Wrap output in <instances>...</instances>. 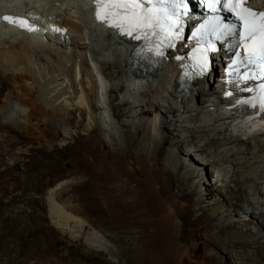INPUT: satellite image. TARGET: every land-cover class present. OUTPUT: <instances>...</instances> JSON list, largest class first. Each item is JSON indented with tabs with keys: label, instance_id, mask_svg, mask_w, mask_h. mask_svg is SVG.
<instances>
[{
	"label": "bare ground",
	"instance_id": "1",
	"mask_svg": "<svg viewBox=\"0 0 264 264\" xmlns=\"http://www.w3.org/2000/svg\"><path fill=\"white\" fill-rule=\"evenodd\" d=\"M13 1L0 0V16L2 9L11 7ZM73 1L76 3V0H23V10L19 11L21 20L27 19L29 25L35 27L31 33H38V22L47 17L45 11H52L56 16L53 22L65 33L59 36L60 30L56 35L59 40L70 39L68 45L46 43L50 34L46 41L39 40L32 45L28 33H22L25 36L22 38L16 29H11L12 24L0 22L12 35L1 32L6 38L0 36V136L2 130L7 129L29 141L21 147L0 143L3 145L0 163L6 160L11 165L5 169L0 166V264H63L67 261L69 257L55 259L45 248L52 233L50 226L54 233L118 264L122 260L114 253L125 251L127 248L123 245L132 244V240H121V235L134 233L128 225L157 212L153 194L143 190L141 182L131 190V178L114 163H101L98 171L96 167L83 169L87 178L80 181L45 179L47 168L52 164L48 157L54 155L60 143L73 139L77 131L86 136L93 132L97 135L92 143L82 145L75 152L78 164L81 158L98 154L96 144L101 147V136L116 153V144L112 142L127 137L120 129L128 125L135 126V134L141 132L138 147L146 155H152L153 150L161 155V146L171 137L174 145L182 148L181 135L186 134L192 139L188 146L201 156L203 171L218 162L230 165L231 170L216 175L217 188L222 182L225 188V177H235L237 189L245 195L243 201L250 207L243 209V221L254 226L263 224L264 128L258 126L264 125V119L242 123L233 116L232 109L223 106L230 102L224 95V81H212L218 74V62L214 61L208 77L194 83L184 95L177 91L175 83L179 72L176 61L178 55L184 53L183 48L175 53L167 52L161 66L142 71L139 78L130 75L133 37L119 29L116 33L99 32L92 22L91 4L89 12L86 0H81L85 7V11H81L83 6L76 7ZM45 3L49 4L48 9ZM256 4L257 9H264V0H257ZM209 85L215 89L210 91ZM105 110L112 124L104 119L102 111ZM147 114L153 119L140 121ZM232 129L243 132L241 136L246 138L232 135ZM252 129L261 132L246 136L244 131ZM12 140L19 143L15 137ZM145 172L143 167L142 173ZM126 195L131 197L128 202H124ZM260 199L263 204L259 203ZM77 203L83 205L82 209ZM214 204L210 218L226 216L228 210ZM234 206L242 208L238 203ZM203 216L201 213L200 217ZM124 227L128 228L127 232L121 231ZM111 230L116 233V244L110 239ZM159 234L148 240L141 235L142 249L154 250L164 244L165 236ZM29 238L28 252L13 255V246ZM260 243L264 245L261 231L249 235L245 243L235 245L256 250ZM123 260L126 262V258ZM151 260L147 251L130 258L133 264H152Z\"/></svg>",
	"mask_w": 264,
	"mask_h": 264
},
{
	"label": "rangeland",
	"instance_id": "2",
	"mask_svg": "<svg viewBox=\"0 0 264 264\" xmlns=\"http://www.w3.org/2000/svg\"><path fill=\"white\" fill-rule=\"evenodd\" d=\"M73 2L75 3V1ZM78 5H82L83 8L80 6L81 11H85L81 0H76L75 6L77 7ZM18 6H20V2L14 0L11 3V7L4 8L16 10ZM55 6L56 8L60 7L58 3ZM48 7L49 4L45 3V9H48ZM45 12L47 17L44 16L43 20L38 22L37 27L41 33H45V38L50 34V39L48 41L45 40L46 43L68 45L70 39L61 38L59 40L56 35L60 30L62 31L59 32V36H64L65 33L63 29L58 28L53 22L56 18L55 14H51L52 11ZM58 12L61 13L62 11L58 10ZM47 18H50L49 22L46 21ZM30 29L35 30V27H31ZM98 31L104 33L99 28ZM1 32L12 36L6 32L5 28L0 26V36L6 38ZM217 76H219V73L216 75V79ZM213 87H216V84H213ZM213 87L209 85L208 89L210 91L211 88L214 90L215 88ZM198 99L201 100L199 97ZM107 111L109 110L107 109ZM107 111H102V115L105 117L104 119L107 123L110 124L112 121L108 117ZM152 119L153 116L147 114V117L140 119V121L145 123V121ZM134 127L128 125L125 129H120L124 134L126 133L127 137L112 142L116 144V153L112 151L111 145L108 144V141L104 140L103 136L99 137L101 147L100 144H96L98 154L93 153L88 157L81 158L80 164L76 161L75 152L80 150L82 145L92 143L97 135L93 132L90 136H86L84 132L77 131L73 139H68L66 142H62V144L60 143L53 152L54 155L48 157L52 164L47 168V174L45 175L46 180L50 177L51 179H57V181L64 179L80 181L87 178L83 173V169L96 167L98 171V166L101 163H114L113 165H118L124 170V174L131 178V190H135L136 184L141 182L143 190L153 194L158 210H156L157 212H153L150 218H140L133 225H128V228L133 229L134 233L132 235H121V240L124 242L132 240V244L130 243L128 246L123 245V248H127L125 251H116L115 255L113 254L118 260H122L118 264H133L130 262V258L142 256L145 251L151 257L152 264H264L263 244L260 243L256 250L245 245H235L241 241L245 243L249 235L254 232L261 231L263 233L264 223L261 221L263 224L258 223L254 226L251 223L246 224L243 221V209L250 207L243 201L245 195L237 189L238 184L234 181L235 177H225V188L223 187L225 184L223 182L221 183V187L217 188L216 175L218 173L222 175L224 172L231 170L230 165L218 162L216 166L203 171L201 156L188 146L191 144L192 139L191 137H186V134L181 135L183 139L182 148H177L171 137L166 145L161 146V155H157L154 150L152 155H146L139 150L138 146H140L142 138L141 132L135 134ZM261 127L264 128V125L258 126V128ZM195 132L196 130H193V133ZM244 132L247 136L258 134L261 131L252 129ZM231 134L241 136L243 132L232 129ZM197 135L200 134L197 133ZM0 137V143L7 146L21 147L29 143L27 139L7 129L2 130ZM14 137L19 143H14V140H12ZM1 144L0 148L3 147ZM33 144L37 146L35 142ZM20 165L21 163L18 162L17 166L19 168H21ZM0 166L1 169H5L11 165L5 160L0 163ZM143 167L146 169L145 173H142ZM16 173L18 172L14 174ZM193 191L195 192L194 194H192ZM199 197L201 200H199ZM124 200V202H128L131 200V197L126 195ZM250 200H252V197ZM213 203L227 209L226 216L210 218L209 215H211ZM234 203L242 205V208L234 206ZM259 203L263 204L261 199ZM77 205L79 209H82L83 205L81 206L78 203ZM262 209L264 211V207ZM201 213H204L203 217H200ZM49 228L52 229V233L45 242V248L55 259L69 257L63 264H112L105 257L89 251L80 243L73 242L69 238L54 233L51 226ZM128 228L124 227L121 231L127 232ZM159 233H163L165 236L164 244L154 250L142 249L144 243L139 241L141 235L144 236V240H148L150 236L153 237L155 234L160 235ZM109 234L112 243L116 244L114 241L116 233L111 230ZM29 246L30 238L24 239L19 246H13V255L27 253ZM255 251L256 253L253 254ZM246 256H250V258L247 259ZM124 258H126V262H124Z\"/></svg>",
	"mask_w": 264,
	"mask_h": 264
},
{
	"label": "snow or ice",
	"instance_id": "3",
	"mask_svg": "<svg viewBox=\"0 0 264 264\" xmlns=\"http://www.w3.org/2000/svg\"><path fill=\"white\" fill-rule=\"evenodd\" d=\"M151 7H145V3ZM201 3L213 13L228 9L243 24V32L239 33V46L243 49L249 65L261 69L264 78V12H256L247 6L248 0H201ZM96 19L102 23L118 28L122 33L140 39L150 36L159 38L162 47L175 46V40L182 38V16L187 14L185 0H95ZM181 9L183 11H181ZM9 23L27 27L24 20H14L5 16ZM221 35L235 32L234 28L222 25L219 17L202 26ZM29 31L33 29H28ZM137 34V35H134ZM157 55L163 52L157 49ZM248 78H258L256 76ZM260 107L264 110V84L260 86Z\"/></svg>",
	"mask_w": 264,
	"mask_h": 264
}]
</instances>
